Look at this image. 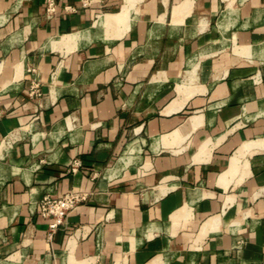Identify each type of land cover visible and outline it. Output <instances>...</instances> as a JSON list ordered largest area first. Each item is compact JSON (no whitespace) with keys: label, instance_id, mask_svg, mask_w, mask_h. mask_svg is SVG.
Segmentation results:
<instances>
[{"label":"crops","instance_id":"crops-1","mask_svg":"<svg viewBox=\"0 0 264 264\" xmlns=\"http://www.w3.org/2000/svg\"><path fill=\"white\" fill-rule=\"evenodd\" d=\"M0 109V264H264V0H0Z\"/></svg>","mask_w":264,"mask_h":264},{"label":"built area","instance_id":"built-area-1","mask_svg":"<svg viewBox=\"0 0 264 264\" xmlns=\"http://www.w3.org/2000/svg\"><path fill=\"white\" fill-rule=\"evenodd\" d=\"M82 7H88L93 3V0H80ZM67 9L72 8L67 6ZM57 10V0H46V15L48 17L53 16ZM3 111L0 109V117ZM80 166L79 161H74L71 168L73 171H77ZM85 195L79 192H67L63 195L52 197L45 195L38 201V213L41 217L49 221L50 234L61 226L68 213L74 209L80 202L85 199Z\"/></svg>","mask_w":264,"mask_h":264}]
</instances>
